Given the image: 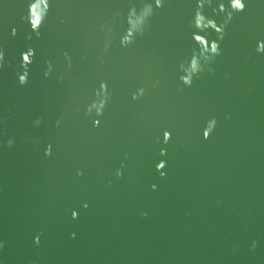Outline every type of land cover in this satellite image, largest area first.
I'll use <instances>...</instances> for the list:
<instances>
[{"label": "water", "instance_id": "95a60500", "mask_svg": "<svg viewBox=\"0 0 264 264\" xmlns=\"http://www.w3.org/2000/svg\"><path fill=\"white\" fill-rule=\"evenodd\" d=\"M146 2L51 0L36 38L21 19L28 0H0V264H264V54L255 50L264 0H245L214 72L191 87L179 65L191 55L197 0H165L145 34L121 47L123 18L135 5L136 21ZM221 2L205 6L218 24ZM29 47L35 57L21 86ZM101 80L112 97L94 127L84 110Z\"/></svg>", "mask_w": 264, "mask_h": 264}, {"label": "clouds", "instance_id": "9594fccd", "mask_svg": "<svg viewBox=\"0 0 264 264\" xmlns=\"http://www.w3.org/2000/svg\"><path fill=\"white\" fill-rule=\"evenodd\" d=\"M165 0H147L146 3H143V14L136 20L131 19L132 15H135L136 6L132 5L129 8V14L126 18H123L124 23L127 24V27L124 29L123 33L119 36V44L121 47H129L135 43V38L137 36H143L145 32L150 28L149 21L156 14L157 10L164 7ZM211 7L212 0H197L196 8L192 14L191 19L188 22V28L191 31V40L193 46L191 49V55L187 57L180 65L179 70L182 73L179 76V80L185 87H191L194 81V78H198L205 71L214 72L209 65L213 63L216 57L222 54L221 41L224 39V35L227 29L228 24L234 18L236 13H242L246 9L245 0H227V4L221 2L216 8L213 9V12L217 15L224 14L225 19L221 23L205 14V6ZM51 11V0H28L27 12L24 16L21 17L30 27V32L35 34L36 38L41 36V29L45 26L49 12ZM117 16H121L122 13L117 11L115 13ZM63 22V21H61ZM146 25V27L137 28L136 25ZM212 31L216 34L215 39L209 38V32ZM12 35H16V29H12ZM32 36L29 35L28 39H31ZM115 39V37H114ZM113 44L109 43L103 46L101 55H107L109 50L112 48ZM256 52L264 54V40L257 41ZM65 56L68 57V54L65 53ZM35 57V50L29 47L26 51L21 54L20 61V70L16 73L18 78V83L21 86L27 85L29 81L30 69L29 66L33 63ZM4 52L0 50V68L4 66ZM70 60V58H69ZM103 62V61H102ZM47 71L44 72L45 78L51 75L52 73V63L47 61ZM68 67H71L69 63ZM156 84H159V81H156ZM183 89H178L182 91ZM145 93V88L141 87L136 92L132 94L133 100L140 99ZM112 97V92L108 87V83L105 80H101L97 88L93 90V98L86 105L84 110V115L86 117L92 118V123L94 127H99L100 117L104 115L105 109L107 108ZM60 120L56 121V126L60 125ZM41 120L37 118L34 121L35 125H39ZM216 119L213 117L206 122V126L203 130L204 139H208L211 133L215 130ZM171 139V133L164 131L163 133V142L167 143ZM159 142V140L157 141ZM14 144V139L10 138L7 141V146L11 148ZM52 154V145H47L45 149V155L51 156ZM161 156L166 155V150L161 149ZM166 167L165 161H160L156 165V169L160 172L161 176H164L165 173L162 171ZM83 173H78L82 175ZM122 169H117L115 176L117 178L122 176ZM153 190L156 189V185H152ZM87 207V205H85ZM142 215H147L142 213ZM72 218H78V213L76 211L72 212ZM73 238L75 233L72 234ZM37 245L39 244V236L35 238ZM3 245L0 244V247ZM255 246V244L253 245Z\"/></svg>", "mask_w": 264, "mask_h": 264}]
</instances>
